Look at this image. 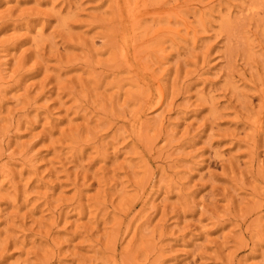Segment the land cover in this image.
Instances as JSON below:
<instances>
[{
    "label": "rangeland",
    "instance_id": "1",
    "mask_svg": "<svg viewBox=\"0 0 264 264\" xmlns=\"http://www.w3.org/2000/svg\"><path fill=\"white\" fill-rule=\"evenodd\" d=\"M0 264H264V0H0Z\"/></svg>",
    "mask_w": 264,
    "mask_h": 264
},
{
    "label": "bare ground",
    "instance_id": "2",
    "mask_svg": "<svg viewBox=\"0 0 264 264\" xmlns=\"http://www.w3.org/2000/svg\"><path fill=\"white\" fill-rule=\"evenodd\" d=\"M121 56V55H120ZM125 64V63H124ZM159 100V99H158Z\"/></svg>",
    "mask_w": 264,
    "mask_h": 264
}]
</instances>
